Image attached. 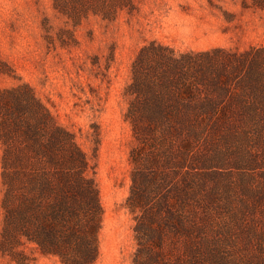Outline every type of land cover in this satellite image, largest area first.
I'll return each instance as SVG.
<instances>
[{
    "label": "trees",
    "instance_id": "trees-1",
    "mask_svg": "<svg viewBox=\"0 0 264 264\" xmlns=\"http://www.w3.org/2000/svg\"><path fill=\"white\" fill-rule=\"evenodd\" d=\"M51 1L74 27L135 9L134 0ZM240 4L264 10V0ZM6 66L0 59V73ZM123 93L131 264H264V230L241 212L256 203L218 202L214 181L215 135L264 132V44L178 51L150 40ZM0 186L2 255L16 264L35 252L62 264L97 259L102 206L86 154L28 83L0 86Z\"/></svg>",
    "mask_w": 264,
    "mask_h": 264
},
{
    "label": "rangeland",
    "instance_id": "rangeland-1",
    "mask_svg": "<svg viewBox=\"0 0 264 264\" xmlns=\"http://www.w3.org/2000/svg\"><path fill=\"white\" fill-rule=\"evenodd\" d=\"M134 3L130 13L120 11L112 20L91 15L74 27L51 0H0V59L7 65L0 86L30 84L86 154L102 206L92 264H131L133 220L125 198L133 137L123 118V90L138 48L150 40L178 51L264 44V10L244 8L240 0ZM214 181L218 202L235 197L256 203L241 211L243 223L254 220L264 230V132L215 135ZM34 256L29 264H62L56 256ZM0 264L16 263L0 253Z\"/></svg>",
    "mask_w": 264,
    "mask_h": 264
}]
</instances>
